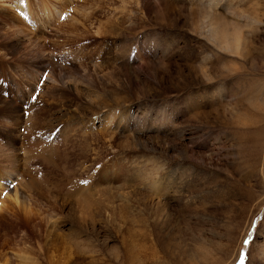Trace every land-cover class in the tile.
I'll return each mask as SVG.
<instances>
[{
    "label": "rangeland",
    "instance_id": "rangeland-1",
    "mask_svg": "<svg viewBox=\"0 0 264 264\" xmlns=\"http://www.w3.org/2000/svg\"><path fill=\"white\" fill-rule=\"evenodd\" d=\"M260 100L264 0H0V262L264 264Z\"/></svg>",
    "mask_w": 264,
    "mask_h": 264
},
{
    "label": "bare ground",
    "instance_id": "bare-ground-1",
    "mask_svg": "<svg viewBox=\"0 0 264 264\" xmlns=\"http://www.w3.org/2000/svg\"><path fill=\"white\" fill-rule=\"evenodd\" d=\"M214 1V0H213ZM216 3V2H215ZM84 10V9H83ZM59 11V10H58ZM77 19V18H76ZM206 24V23H205ZM212 24V23H211ZM65 25V24H64ZM74 26V25H73ZM210 26V25H209ZM219 25L213 27V29L211 28V36L214 38V40H216L219 45L223 48H226V49H232V50H235L236 51V48H238V46L240 47L239 45V38H238V35L236 33H233V34H229V32H227V30H225L226 28H228V26H226V28L224 29H221L223 27L220 28L218 27ZM210 28V27H209ZM240 35V34H239ZM216 42V44H217ZM240 43H241V40H240ZM218 45V44H217ZM235 48V49H234ZM239 53V52H238ZM11 129V128H10ZM13 175H11V179H12ZM6 177H3V180L0 181V192L2 191H5V194H6V198L5 200L6 201H9L14 208H17V207H22V203H23V197L21 199V197L19 196V189L18 187L14 186V188H11L10 187V184L7 185L6 183H9L7 180ZM14 180V179H13ZM24 180V179H23ZM13 183V182H12ZM7 186L10 188V189H13V194H10L9 190L10 189H7ZM22 196V195H21ZM125 197V196H124ZM25 198V197H24ZM87 198V197H85ZM4 200V201H5ZM26 200V199H24ZM1 202V200H0ZM29 202V201H28ZM28 202L27 205H28ZM25 203V202H24ZM24 203H23V206H24ZM9 204V203H8ZM6 203H3V205H0V215H2L4 212H6L7 210V206H5ZM90 205V204H89ZM30 206V205H29ZM11 208V207H10ZM26 208V207H25ZM28 208V207H27ZM12 209V208H11ZM13 210V209H12ZM31 210V209H30ZM24 211V209H23ZM26 211V210H25ZM14 213H17L16 211H14ZM13 212H10V215H11V218H15L16 217V214H14ZM6 214V213H5ZM14 216V217H12ZM89 217V216H88ZM17 218V217H16ZM84 219V218H83ZM77 224V223H76ZM28 235V234H27ZM78 235V234H77ZM30 236V235H29ZM28 236V238H29ZM26 237V235H25ZM26 239V238H25ZM28 240V239H27ZM6 256V255H5ZM16 256V254L14 255ZM2 258V257H1ZM3 260V259H1ZM8 259H5L4 258V262H0V264H8L7 263Z\"/></svg>",
    "mask_w": 264,
    "mask_h": 264
},
{
    "label": "clouds",
    "instance_id": "clouds-1",
    "mask_svg": "<svg viewBox=\"0 0 264 264\" xmlns=\"http://www.w3.org/2000/svg\"><path fill=\"white\" fill-rule=\"evenodd\" d=\"M259 105V108L256 105H251L248 110L241 111L236 104L229 101L225 105L223 115L227 121L235 125L253 122L264 123V100H260Z\"/></svg>",
    "mask_w": 264,
    "mask_h": 264
}]
</instances>
